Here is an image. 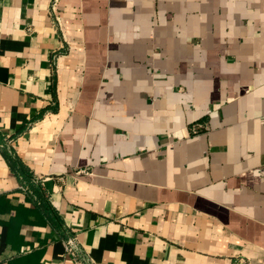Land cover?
I'll list each match as a JSON object with an SVG mask.
<instances>
[{"label": "crops", "instance_id": "1", "mask_svg": "<svg viewBox=\"0 0 264 264\" xmlns=\"http://www.w3.org/2000/svg\"><path fill=\"white\" fill-rule=\"evenodd\" d=\"M52 3L0 0V264H264V0Z\"/></svg>", "mask_w": 264, "mask_h": 264}, {"label": "built area", "instance_id": "2", "mask_svg": "<svg viewBox=\"0 0 264 264\" xmlns=\"http://www.w3.org/2000/svg\"><path fill=\"white\" fill-rule=\"evenodd\" d=\"M56 2H57V0H53V3L51 5V10H54L55 9ZM67 248L69 249V251L71 252V254L72 253H76L75 249L73 248L72 243H68Z\"/></svg>", "mask_w": 264, "mask_h": 264}]
</instances>
